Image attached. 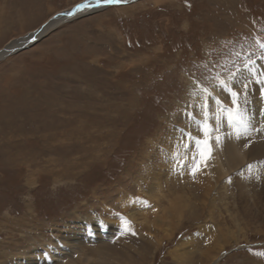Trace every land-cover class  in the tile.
<instances>
[{"label":"rangeland","instance_id":"374dc122","mask_svg":"<svg viewBox=\"0 0 264 264\" xmlns=\"http://www.w3.org/2000/svg\"><path fill=\"white\" fill-rule=\"evenodd\" d=\"M84 1L0 0V50ZM6 53L0 58V264L25 250L48 264V245H68L70 231H90L86 225L96 221L108 230L77 241L69 264L85 257V264H264V225L258 232L256 219L238 216L244 180H230L222 193L225 177L240 168L225 175L214 157L220 148L227 158L231 129L239 145H264V121L250 117L247 91L257 84L264 90V0L106 4ZM215 96L221 107L213 123ZM207 173L219 182L214 201L204 204L196 181L206 183ZM184 190L196 197L193 207L167 216L168 196ZM229 230L234 237L225 236Z\"/></svg>","mask_w":264,"mask_h":264},{"label":"bare ground","instance_id":"6f19581e","mask_svg":"<svg viewBox=\"0 0 264 264\" xmlns=\"http://www.w3.org/2000/svg\"><path fill=\"white\" fill-rule=\"evenodd\" d=\"M132 0H122V2H130ZM85 3H89L92 6L88 7V8H84V9H80L77 10V5L74 6L73 8L70 9H66L63 10L61 12H58L56 15H54L52 18L48 19V21H46L45 23H43L41 25V28L31 31L29 33H27L25 36H23L22 38H18V44L16 43H9V46L5 48V50H0V58L4 57L7 53V51H13L15 49L18 48L19 45H24L27 44L29 42V40H34L36 39L39 35H42L44 33L45 30L51 29L56 27L58 24H60L63 21H66L70 18H74L77 16H81L90 12H93L95 10H97L98 8L101 7H105L106 4L108 3H104V0H86L85 2H83V4ZM120 3V2H119ZM76 7V8H75ZM22 41V42H21ZM37 41V40H36ZM35 41V42H36ZM34 43V41H33ZM32 43V44H33ZM14 44H16L15 46H13ZM31 44V45H32ZM250 71H253V68L249 69ZM245 72H248V70H246ZM232 80L231 76H228L225 78V85H229L230 81ZM262 85H264V82L262 83ZM217 85H215L212 88V91L216 94V88ZM122 88V87H121ZM218 88V87H217ZM104 90V89H103ZM247 91L249 92V94L251 95V99H250V104L252 105L250 108V117L252 118V120L254 122H263L264 121V94H263V86L261 87L260 84H257L255 86H250V89L247 88ZM263 94L262 97L260 96V94ZM109 103V102H107ZM106 103V104H107ZM203 105H199V109L202 108ZM221 107V103L220 100L215 96L213 97V99L211 100L210 104H209V109L211 112V116H212V120L213 123L217 122V117L220 114L219 108ZM68 108V107H67ZM70 108V106H69ZM90 108V107H89ZM100 108V107H98ZM97 108V109H98ZM106 108V107H105ZM101 109V108H100ZM78 110V109H77ZM75 110V111H77ZM83 110V109H82ZM105 110V109H102ZM109 110V109H108ZM197 110V109H196ZM82 112V111H81ZM84 112V111H83ZM108 112V111H106ZM94 113V112H93ZM197 113V112H196ZM199 113V112H198ZM70 114V113H69ZM97 114V113H96ZM110 114V113H109ZM89 116V115H88ZM110 116V115H109ZM97 117V116H96ZM99 117V116H98ZM89 119V118H88ZM100 119V118H99ZM105 119V117H104ZM67 120V119H66ZM86 122V121H85ZM101 122V121H100ZM69 123V122H68ZM81 123V122H80ZM78 123V124H80ZM89 123V122H88ZM103 123V122H102ZM202 124H204L203 122H201ZM52 124V123H51ZM86 124V123H85ZM108 124V123H107ZM112 124V123H111ZM53 125V124H52ZM57 125V124H56ZM81 125V124H80ZM83 125V124H82ZM97 125V124H96ZM93 126V127H97V126ZM225 126V123L223 124ZM55 126V125H54ZM89 126V125H88ZM103 126V125H102ZM105 126V125H104ZM84 127V126H83ZM100 128V127H98ZM78 129V127H77ZM96 129V128H95ZM48 130V129H47ZM75 130V128H74ZM83 130V128H82ZM99 130V129H98ZM78 131V130H77ZM90 131V130H89ZM95 131V130H94ZM207 131V129H206ZM82 132V131H81ZM86 132V131H85ZM89 133V132H88ZM87 133V134H88ZM81 134V133H80ZM86 134V133H85ZM90 134V133H89ZM101 134V133H100ZM98 134V135H100ZM210 134H213L212 132H210ZM48 135V134H47ZM84 135V134H83ZM94 135V134H93ZM97 135V136H98ZM174 135V134H173ZM50 136V135H49ZM74 136V135H73ZM172 136V135H170ZM177 135H175L176 137ZM83 137V136H82ZM92 137V136H91ZM94 138V137H93ZM213 138V146L216 147H220L219 141L220 139H217V137L215 135L212 136ZM235 133L234 130L231 129V133H230V139L232 140V142L229 144V149L227 150V158H225V154L223 153L222 150L219 149H215L214 150V157L216 159V163L218 165V168L220 170L225 171V175H227L228 173H230L231 171H234L238 168V170H236V172L229 176V177H225V181H224V185L221 187V189H225V191H223L222 193L225 194L228 188V182L232 179H237L238 178H242L244 181L241 183V189H240V193L239 195V207H241V212L238 213V216L241 214L242 216V220L244 222H247L250 219H256L254 222L256 225V228L259 229L257 230L258 232L261 231L260 227H263L264 225V145L263 142H252L251 144H246L245 141H241L240 145L238 144L237 141H235ZM46 139V138H45ZM74 139V137H73ZM84 140V139H83ZM212 141V140H211ZM50 142V141H49ZM240 142V140H239ZM82 143V141H81ZM216 143V144H215ZM93 144V143H92ZM80 146V145H79ZM94 147V146H93ZM72 149V148H71ZM76 149V148H75ZM79 150V149H78ZM90 151V149H88ZM68 151V150H67ZM78 152V151H77ZM87 153V151H86ZM98 153V152H96ZM189 153V152H188ZM85 155V154H84ZM95 155V154H94ZM182 155V154H180ZM190 154H188L187 156H189ZM148 156V155H147ZM177 156V154H176ZM67 157V156H66ZM183 158V157H182ZM207 158V157H206ZM259 159L261 161V166L257 169L258 165L257 163H254V160H250V159ZM69 159V158H68ZM226 159L227 161V165L223 164V160ZM172 163V161H171ZM174 163V162H173ZM255 165H254V164ZM189 164V163H186ZM173 165V164H172ZM186 170V169H185ZM227 170V171H226ZM240 170V171H239ZM239 171V172H238ZM259 171V172H258ZM188 173V172H187ZM251 173V174H250ZM155 174V173H154ZM243 174L246 175L245 177H243ZM159 175V174H158ZM185 175V174H183ZM208 177H207V181L206 183H202L201 178H199L196 182H197V189L198 190H203V195L204 197L201 198V202L202 203H207L209 200L214 201V197H211V190L213 189V187H215V184L218 182L213 183V179H211V175L209 173H207ZM124 176V175H123ZM161 176L159 175V178ZM153 178V177H152ZM186 179V178H185ZM65 180V179H64ZM253 180V183H247L249 181ZM241 181V180H240ZM156 183H158V181H156ZM204 184V185H203ZM219 185H216V191L218 190ZM189 189H192L189 186ZM220 189V190H221ZM181 190V189H180ZM238 190V189H237ZM219 194L222 195L221 192L217 191ZM120 195V193H118ZM115 196V195H114ZM113 196V197H114ZM107 198V197H106ZM110 198V197H109ZM118 198V197H117ZM130 195H129V200H130ZM193 198L194 197L191 192H189L188 190L182 193H178L176 195H172V197L168 196L167 200L170 202V211L166 208V215L169 216L174 215L176 216L177 214H182L185 210V208H191L193 207ZM115 199V198H114ZM216 199V198H215ZM224 199V198H223ZM100 200V199H99ZM103 200V199H102ZM115 201V200H113ZM122 201V200H120ZM117 202V201H116ZM138 202L142 203L143 200L140 198L138 200ZM137 202V203H138ZM118 203V202H117ZM196 203H199L198 201ZM195 203V204H196ZM104 204V202H103ZM120 204V203H119ZM195 204H194V209H195ZM201 204V203H200ZM122 205V204H121ZM123 205L125 206V202L123 201ZM199 205V204H197ZM207 205V204H206ZM218 205V204H217ZM104 206V205H103ZM215 207V206H214ZM199 208V207H198ZM200 209L203 210L204 207L202 205H200ZM110 213H112L113 215L116 214L115 211L112 210V208H110L108 210ZM192 211V210H191ZM212 211V210H211ZM98 212V211H97ZM101 212V211H100ZM199 212V210H198ZM108 214V213H107ZM192 215V214H191ZM108 216V215H107ZM190 216V214H189ZM195 216V213L192 217ZM237 216V217H238ZM109 217V216H108ZM120 217V216H119ZM123 218V217H120ZM102 219V218H101ZM99 220V219H98ZM241 220V221H242ZM101 221V220H100ZM104 221V220H102ZM235 221V220H234ZM239 221V220H237ZM74 223V222H73ZM259 223V224H258ZM239 224V223H238ZM66 226V225H65ZM88 228H90V231L87 232H79L78 230H74V231H70V236H67L64 238L65 243H68V245H62V246H50L48 245L45 250H44V254L45 252L49 251L50 254L53 256L52 260H49L48 258V264H69V262L66 260L70 254L73 252V250L76 248L75 244L77 241L80 240V242H84L87 240H94L97 238V236L99 234H101L102 232L105 233L108 229H107V224L101 223V222H97L94 223L93 225L91 224H87L86 225ZM241 226V225H240ZM238 226V228H241V230H244V227H240ZM39 227H41L39 225ZM69 227V226H68ZM80 227V226H79ZM43 228V226H42ZM128 229V228H127ZM95 231H98V233L96 234ZM263 231V230H262ZM130 232V231H129ZM223 233V232H222ZM225 236L227 234H232L231 237H234V233L232 232V230H229V232H224ZM96 234V235H95ZM143 234V233H142ZM122 235V234H120ZM129 235V234H128ZM216 238L217 235H214ZM223 237V236H222ZM58 238V237H57ZM122 238V237H121ZM120 238V239H121ZM83 239V240H82ZM118 239V238H117ZM130 239V238H128ZM223 239V238H221ZM56 240V239H55ZM225 238L223 240H221V242H224ZM54 241V240H53ZM123 241L120 240V242ZM220 241V240H219ZM91 242V241H90ZM219 242L222 246L223 244ZM50 243V242H49ZM216 243V244H219ZM83 244V243H82ZM93 244V243H92ZM104 244V243H103ZM120 244V243H119ZM144 246V245H143ZM45 247V246H44ZM43 247V248H44ZM127 247V246H126ZM54 249H57V251H55ZM113 249V248H112ZM123 250V249H122ZM126 250V249H125ZM212 250V249H211ZM84 250H82L83 252ZM31 253H33L31 258ZM110 253V252H109ZM112 253V252H111ZM116 253V252H115ZM114 253V254H115ZM21 254V255H20ZM127 254V253H126ZM146 254V253H145ZM20 255V256H19ZM30 255V256H28ZM72 255V254H71ZM118 255V254H117ZM50 256V255H49ZM129 256V255H128ZM122 257V256H121ZM221 256L215 258V260L213 261V263H215ZM128 258V257H127ZM130 259V258H129ZM15 260V261H14ZM124 261V258H123ZM129 261V260H128ZM127 261V264L129 263ZM131 261V259H130ZM85 262H90V260L85 257L83 260H79L76 263L73 262V264H85ZM8 264H46L45 262L40 261L37 258V251L36 250H30L29 252L23 251L20 252L19 254H14L13 258L11 260H9Z\"/></svg>","mask_w":264,"mask_h":264},{"label":"snow or ice","instance_id":"6c2138e0","mask_svg":"<svg viewBox=\"0 0 264 264\" xmlns=\"http://www.w3.org/2000/svg\"><path fill=\"white\" fill-rule=\"evenodd\" d=\"M119 2H122V0H104V3H119ZM91 6L92 5L89 3L81 4V5L77 6V10L88 8ZM206 135H207V133H206ZM217 139H219V138H217ZM202 143L205 145L206 150L201 152V163L205 164V166H206V157L211 152V149L207 147V145H208L207 140L203 141ZM196 170H198V169H196ZM128 231H131V228H128Z\"/></svg>","mask_w":264,"mask_h":264},{"label":"water","instance_id":"95a60500","mask_svg":"<svg viewBox=\"0 0 264 264\" xmlns=\"http://www.w3.org/2000/svg\"><path fill=\"white\" fill-rule=\"evenodd\" d=\"M84 2H85V1H84ZM81 4H83V2H82V3H79L78 5H81ZM111 4H117V3H108L107 5H111ZM78 5H77V6H78ZM77 6H76V7H77ZM76 7H75V8H76ZM24 48H25V47H24ZM21 49H23V48H21Z\"/></svg>","mask_w":264,"mask_h":264}]
</instances>
